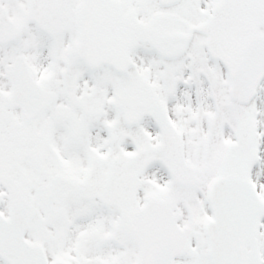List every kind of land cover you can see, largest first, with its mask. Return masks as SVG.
Returning a JSON list of instances; mask_svg holds the SVG:
<instances>
[{"label": "snow or ice", "instance_id": "6c2138e0", "mask_svg": "<svg viewBox=\"0 0 264 264\" xmlns=\"http://www.w3.org/2000/svg\"><path fill=\"white\" fill-rule=\"evenodd\" d=\"M0 264H264V0H0Z\"/></svg>", "mask_w": 264, "mask_h": 264}]
</instances>
